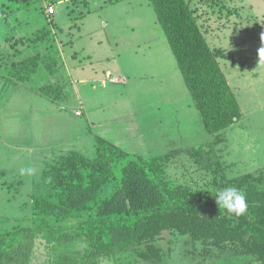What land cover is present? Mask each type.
<instances>
[{"label":"trees","instance_id":"obj_1","mask_svg":"<svg viewBox=\"0 0 264 264\" xmlns=\"http://www.w3.org/2000/svg\"><path fill=\"white\" fill-rule=\"evenodd\" d=\"M65 1L0 2V49L8 46L14 59L21 56L11 64L10 75L26 85L32 75L47 70L41 82L45 88L55 86L52 99L62 97L68 87L59 74L63 61L58 48L70 41L62 39L64 31L51 21L52 29L19 35L10 16L28 13L38 2L48 15L49 6ZM148 2L211 141L173 156L147 158L126 153L98 135L90 155L73 147L65 150L46 164L40 183L33 181L38 188L21 205L24 217L0 218V264H160L176 242L204 260L264 264V173L247 174L238 158L231 162L224 157L225 132L242 112L220 62L231 56L206 38L210 22L221 20L213 10L226 5L223 0ZM71 3L73 16L85 2ZM184 155L205 179L185 174L181 182L168 175V165L174 166L176 159L182 163ZM129 157L134 158L126 164ZM230 186L246 194V215L228 214L217 205L216 191Z\"/></svg>","mask_w":264,"mask_h":264},{"label":"rangeland","instance_id":"obj_2","mask_svg":"<svg viewBox=\"0 0 264 264\" xmlns=\"http://www.w3.org/2000/svg\"><path fill=\"white\" fill-rule=\"evenodd\" d=\"M87 1L89 3L86 6H81L84 13L82 16L67 17L65 3L53 5L55 13L51 15V18L55 19L56 26L65 28L69 24L73 27L71 36L63 39L70 43L59 46L58 49L62 56L61 60H64L63 63L68 62L66 57L73 53L80 55L79 60L84 61L86 71L79 79H86L87 85L79 84L75 70L67 71L66 75L70 76L65 79L71 84L69 88L72 93L71 98L73 92L87 89L88 94L85 95L87 113H84V116L77 117L74 114L75 109H81L79 106L81 102L78 99L75 101L72 99L70 102L63 99L54 107L55 104L47 97L27 89L31 85L35 86L37 79H32L25 85L18 79L19 77L11 76V64L13 61L17 62L21 56L14 59L8 46L7 48L2 46L0 49V218L9 216L10 219L20 220L24 217L21 205L28 203L30 195H33L38 188L33 181L40 183L43 180L42 174L46 164L57 159L65 150L73 147L90 155L94 149L95 137L100 136L94 127L95 122H103L106 125L103 127L109 132L104 137L106 140L126 153L145 158L173 156L175 152L184 148H196L202 143L211 141V136L206 132L202 119L194 108L193 119L189 118L191 115L187 113L186 105L188 102L191 103L190 95L181 72L178 73L176 70V60L148 0H115L111 3L110 0ZM0 2L8 3V0H0ZM223 3L226 7L213 10L216 17L221 20L210 22V32L206 34V38L213 48L225 49L231 56L229 60H220L222 69L232 83L242 109L244 107L246 110L245 114L247 112L249 116H253L250 115L252 110H247L254 107V103L248 102L249 97L253 95L248 91L250 86H246L242 80L235 82L236 79L231 80V77L236 76L240 65V69L247 74L249 69L259 71L264 66L258 55L259 49L264 47V39H262L264 0H223ZM40 5L41 2H38L35 7L25 11L28 13L15 11L17 14L10 16V24L17 29L19 35L34 33L43 27L53 28L47 20L49 14L42 13ZM227 6L234 13L229 14ZM105 20L110 23L108 27L105 26ZM92 30L97 38L103 40V47H98L97 50L94 47L93 50L90 48L98 40L93 41L95 38L88 34ZM90 36L93 39H90ZM137 40L144 41V44L142 50H139L141 60L137 62L140 71L134 74L132 64L138 59H133L131 62L129 58L138 55L125 46L122 48V45ZM137 50L135 48V51ZM255 57L256 62L252 63ZM234 60L240 64L233 65ZM117 62L122 69H126L128 64L127 69L133 77L127 84L117 82L118 86H114V82L105 79V73L108 69H112L115 71V77L119 78V74L116 73ZM158 74L160 78H157ZM102 79L106 80L105 86L108 88L105 93L102 91ZM178 86L181 88L177 89ZM164 91L170 99L174 97L178 99V103L174 102L175 105L171 108L167 107V110L162 106ZM96 92L98 94L94 95ZM254 92L256 94V91ZM113 93L117 95L114 96ZM257 97L261 98V95ZM156 108H161V111ZM112 112L119 116L122 122L113 123L109 120L108 117ZM259 113L263 114L264 110H259L256 114ZM183 117L187 120L178 128ZM255 120L257 126L252 122V126L245 127L242 123L238 127L245 128V138L248 142L252 145L258 144L255 151L249 144L250 153L246 154L248 156L246 159H242L243 172H250L251 164L253 167L255 165L264 167L262 152L264 118ZM88 121H91V124ZM122 127L124 128L120 129ZM257 130L259 133L256 134ZM247 141L243 143L244 147ZM234 143L237 144V153H245L242 152L240 143L237 141ZM7 144L13 148L8 147ZM20 146L23 147L22 150L17 148ZM187 157V155L181 157L182 163L179 159L172 161L174 166L168 165V175L181 182L184 181L185 174L196 181L205 179L204 174L197 170L193 160ZM133 158L129 157L124 162L127 164ZM25 167H33L36 170L35 174L20 175V169ZM261 171L263 172L264 168ZM13 179L15 181L11 183ZM5 180L11 185H2ZM165 237L164 244H168L170 238ZM172 245L171 253L160 264H229L227 259L213 261L214 259L204 260L198 255L190 256L187 253L189 247L182 242Z\"/></svg>","mask_w":264,"mask_h":264},{"label":"crops","instance_id":"obj_3","mask_svg":"<svg viewBox=\"0 0 264 264\" xmlns=\"http://www.w3.org/2000/svg\"><path fill=\"white\" fill-rule=\"evenodd\" d=\"M81 2L84 1L85 3L81 4L79 7H77V10H78V15H83V10L81 9V6L82 5H87V3H89L87 0H80ZM63 3H65L67 5V17L71 16L70 14V11L71 12H74L75 11V8L74 6L72 7V3H71V0H68V1H65V2H59L57 4L58 5H62ZM56 6V4H54ZM52 16L49 14L48 18L49 20L48 21H51L53 22V24H55V19H52L51 18ZM69 19V18H68ZM105 22V26L108 27L110 25L109 21H104ZM260 26V25H258ZM54 28V27H53ZM62 30L64 32H62V39H66L68 37L71 36V32H72V28L69 26V24H67L65 26V28H62ZM81 31V29L79 30ZM54 32H56V30L54 29ZM89 35L93 36V38H95L93 41H95L96 39H98L96 42H94L95 45L91 46V50H93L92 48L94 47V49H98V47H103V40L99 37L97 38L95 32L92 30V31H89L88 32ZM90 36V39H93L92 37ZM149 41V40H148ZM166 41V40H165ZM135 43V45H133ZM149 43V42H147ZM167 43V42H166ZM143 44H144V41L142 40H137V42L135 41H132L131 43H129L128 45L125 43L124 45H122V48L123 46H125V48H129L131 51L135 52L138 57H133L131 56L129 58V61H133V59H138L137 61H135L133 64H132V67H133V73L135 74V72H138L140 71V69L137 67V62L141 60V58L139 57V50H142V47H143ZM118 45V44H117ZM135 48H137L138 50L135 51ZM82 51H84V48L82 47ZM124 51H126V49H124ZM70 58L68 59V62H70V64L68 62H64L63 63V67H62V71L59 72V74L62 75V79H68L69 78V74H67V71L68 72H77V77L78 78L77 80H79V84L81 85H87V80L86 79H79L81 78L80 75H83L86 71V67L84 66V61L82 60H79V57L80 55H78L77 53H73L69 56ZM17 58V57H16ZM65 58V57H64ZM91 58V56H90ZM163 58V57H162ZM238 60H241V59H238ZM64 61V60H63ZM71 61H73L71 63ZM78 61V64L76 65V62ZM235 61V60H234ZM237 62V61H235ZM256 62V57L254 58L253 62L252 63H255ZM262 62V66L264 64V59L261 60ZM239 64V62H238ZM117 70H116V73L119 74V78L118 77H115L114 75V70L112 69H108L105 73V79L108 80V81H112L114 82V86H118L116 83L117 82H124V83H128L129 80H131V78L133 77V74L130 73L128 71V64L126 66V69H122L121 66L119 65V62H117ZM126 65V64H125ZM233 65H234V62H233ZM243 66V65H242ZM239 68V72L236 73V76L234 77H231V80H235L236 81H240L242 80L243 83L246 85V86H250V88L248 89V91H250L253 95H251L249 97V100L248 102H251V103H254V107L253 109H247V110H252V112H250V115H253V116H249L248 113L246 112L245 114V111L244 110V107L242 109V104L240 105L241 106V112H242V117L240 119V121L235 124L233 127H231L230 129H228L226 132H225V137H224V142H223V153H224V157L228 160V161H231L233 162L236 158H238L240 160V163L239 165L240 166H243L242 163H243V158L246 159L248 156L246 154L250 153V149H249V144H251L250 142L247 141V139L245 138V128H238L240 124L243 123V126H252V122L255 123V125L257 126L256 124V120L255 119H263L264 118V113H259V114H256L259 110H264V66L258 71L257 69H249V73L247 74L246 72H244L242 69H240L241 65L238 66ZM70 69V70H69ZM176 70L178 71V73H180V70L178 69V67L176 66ZM47 70H45V73H46ZM157 72V71H156ZM158 72H160L158 70ZM45 73L44 72H40L37 74V75H32L31 78L32 79H37V82L35 83V86H30V88H27L29 90H32V91H35L37 92V94L39 95H44L45 97H47L49 99L50 102H52L53 104H55L54 107H56V104H58V102H62V100L64 99L66 102L67 100L70 102L72 99L75 101L78 99L79 102H81L79 104L80 108L81 109H75L74 110V114L77 116V117H82L84 116V113H87L86 111V100L85 99V95L88 94L87 93V89H85V91H75L73 92V97L71 98V95L72 93L70 92V85L68 84V87H66V89H62V97L64 98H61L59 97L58 99H52L51 95L54 94V88L55 86H52V87H48V88H45L43 87V83L41 82V80L44 78L45 76ZM156 74V73H154ZM238 74V75H237ZM79 75V76H78ZM151 75V74H150ZM161 76L158 74V77L157 78H160ZM180 76L178 75V78ZM227 77V76H226ZM17 78V77H16ZM28 78V77H27ZM105 79H102V91H108V88H106L105 86ZM229 81V80H228ZM64 82L68 83L67 81L64 80ZM77 82V81H76ZM171 82H174V81H171ZM248 82V83H247ZM175 83V82H174ZM230 86L232 87V83L229 82ZM65 85V83H64ZM47 86V85H46ZM180 89L181 87H177V89ZM115 90L119 91V89L117 88H114ZM233 89V88H232ZM97 91V90H96ZM256 91V94L255 92ZM93 93V92H92ZM91 94V93H90ZM98 92L94 93V95H97ZM113 95H117L115 93H113ZM257 95H261V98L257 97ZM178 103V99H176L175 97L170 99L168 97V94H166V92L164 91L163 92V108L165 110H167L166 108L169 107L171 108L172 106H174L175 104L173 103ZM240 104V102H239ZM188 107V111L187 113L190 114L191 116L189 117L190 120L193 119V113L192 111H194L193 109V106L191 103H187L186 105ZM102 108V106L100 107ZM176 109V108H174ZM156 110L158 111H161V108H156ZM109 120H111L113 123L116 122V121H121V118L116 114H114L112 112V114L108 117ZM100 121V119H98ZM186 118L183 117V119L180 121L181 124H178V128H180V126L182 125V122H186ZM122 122V121H121ZM128 124V123H127ZM95 128L98 130L99 132V135L102 136L103 138L106 137L105 135L109 134L108 130H105L103 127L106 126L103 122H99V123H96L94 124ZM108 127V126H107ZM124 127L120 128V129H123ZM259 133V130L256 131V134ZM162 135H165V134H162ZM235 141H237L238 143L241 144V149L243 150L242 152H245L243 154H239L236 152V143H234ZM247 141V143L245 144V147L243 146V143H245ZM8 147H10L8 144H7ZM256 146H258L257 143L255 144H251V147H254V151L256 149ZM12 147V146H11ZM10 147V148H11ZM13 148V147H12ZM18 149L22 150L23 147L20 146V147H17ZM16 150V148H14ZM29 149H33V148H29ZM246 151H249V152H246ZM264 153V150L262 151ZM240 155V156H239ZM250 157H251V154H250ZM236 161V160H235ZM256 167V169H254ZM255 167L252 166V164L249 166V169L251 170L250 172H246L247 174L249 173H256V172H259L262 170V166H259V165H255ZM264 173V171H263ZM15 180L13 179L11 183H13ZM11 183H8V180H5L4 182H2V185H11ZM5 186V187H6Z\"/></svg>","mask_w":264,"mask_h":264},{"label":"clouds","instance_id":"obj_4","mask_svg":"<svg viewBox=\"0 0 264 264\" xmlns=\"http://www.w3.org/2000/svg\"><path fill=\"white\" fill-rule=\"evenodd\" d=\"M264 39V37H262ZM259 60L264 59V47L259 49ZM33 167L20 169V175L32 176L35 174ZM215 201L220 209L225 210L228 214L235 216H244L248 213V202L246 194L235 186L222 188L215 193Z\"/></svg>","mask_w":264,"mask_h":264},{"label":"built area","instance_id":"obj_5","mask_svg":"<svg viewBox=\"0 0 264 264\" xmlns=\"http://www.w3.org/2000/svg\"><path fill=\"white\" fill-rule=\"evenodd\" d=\"M48 14H50V15H52V14H54L55 13V9H54V6L52 5V6H49V8H48Z\"/></svg>","mask_w":264,"mask_h":264}]
</instances>
